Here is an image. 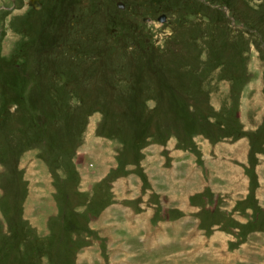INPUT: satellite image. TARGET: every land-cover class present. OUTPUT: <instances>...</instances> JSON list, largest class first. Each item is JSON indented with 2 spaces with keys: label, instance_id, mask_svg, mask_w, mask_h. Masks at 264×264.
I'll return each instance as SVG.
<instances>
[{
  "label": "rangeland",
  "instance_id": "374dc122",
  "mask_svg": "<svg viewBox=\"0 0 264 264\" xmlns=\"http://www.w3.org/2000/svg\"><path fill=\"white\" fill-rule=\"evenodd\" d=\"M0 264H264V0H0Z\"/></svg>",
  "mask_w": 264,
  "mask_h": 264
},
{
  "label": "crops",
  "instance_id": "0c3cea01",
  "mask_svg": "<svg viewBox=\"0 0 264 264\" xmlns=\"http://www.w3.org/2000/svg\"><path fill=\"white\" fill-rule=\"evenodd\" d=\"M188 156L193 160V161H196L197 162V156H196V153H193V152H188ZM201 156H203V155H201ZM205 155L203 156V160H204V162H203V160H202V162L204 163V165H205V168L204 167H202L203 169H201V171H198L197 173H196V180H197V184L198 185H200L201 186V188H202V190L205 188V187H207V188H210V189H212V191L213 190H215L216 188L213 186L212 187V185H210L209 184V178H208V176H207V174H206V172H205V170H206V161H205ZM200 160V159H199ZM201 161V160H200ZM196 164V163H195ZM207 169H208V172H210V167L208 166L207 167ZM198 190V189H197ZM205 200H207V198L205 199ZM174 233L176 234V230H174ZM192 238H193V236L191 235V233H188L186 236H184L183 237V241L184 242H186L187 243V241H188V245L189 246H193V244H191V243H189V241L190 240H192ZM153 241H155L154 239H153ZM168 241H170V239H169V237L167 236V234H164L163 235V239H162V241L160 242V244L159 245H161V244H164V243H166V242H168ZM146 242H147V239H146ZM208 242V241H207ZM156 247V246H155Z\"/></svg>",
  "mask_w": 264,
  "mask_h": 264
},
{
  "label": "water",
  "instance_id": "95a60500",
  "mask_svg": "<svg viewBox=\"0 0 264 264\" xmlns=\"http://www.w3.org/2000/svg\"><path fill=\"white\" fill-rule=\"evenodd\" d=\"M159 20H161V21H162V20H163V18L161 17V18H159Z\"/></svg>",
  "mask_w": 264,
  "mask_h": 264
}]
</instances>
